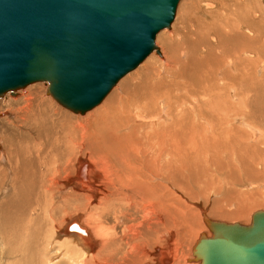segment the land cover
I'll list each match as a JSON object with an SVG mask.
<instances>
[{
    "label": "bare ground",
    "instance_id": "6f19581e",
    "mask_svg": "<svg viewBox=\"0 0 264 264\" xmlns=\"http://www.w3.org/2000/svg\"><path fill=\"white\" fill-rule=\"evenodd\" d=\"M219 1L184 2L161 37L167 51L154 52L162 59L153 53L85 118L22 98L24 132L5 134L0 153L11 256L47 258L55 234L71 264H185L188 202L222 187L212 213L231 195L246 207L263 203L249 187L264 179V13L252 0ZM72 224L87 235L70 233Z\"/></svg>",
    "mask_w": 264,
    "mask_h": 264
},
{
    "label": "water",
    "instance_id": "95a60500",
    "mask_svg": "<svg viewBox=\"0 0 264 264\" xmlns=\"http://www.w3.org/2000/svg\"><path fill=\"white\" fill-rule=\"evenodd\" d=\"M181 1L0 0V100L47 83L59 105L87 114L160 55L157 36L172 28ZM202 216L212 235L196 242L194 263L264 264V211L247 226ZM68 230L87 235L78 224Z\"/></svg>",
    "mask_w": 264,
    "mask_h": 264
},
{
    "label": "rangeland",
    "instance_id": "374dc122",
    "mask_svg": "<svg viewBox=\"0 0 264 264\" xmlns=\"http://www.w3.org/2000/svg\"><path fill=\"white\" fill-rule=\"evenodd\" d=\"M192 1H195V0H182L181 1V3L179 4V12H177V14H176V18H175V21H174V23L172 24V27H173V25L175 24V23H178L179 22V20H180V14H182L180 11H181V8H182V6H183V4H184V2H186V3H188L189 2V4H187V6L189 7V5H190V3L192 2ZM253 1V6H252V8H256V9H258V10H260L261 12H263L264 13V3H263V0H252ZM254 1L256 2V3H254ZM215 2L217 3V4H220L221 2L219 1V0H215ZM260 5V6H259ZM262 7V8H261ZM262 9V10H261ZM262 13V14H263ZM263 20H264V14H263V18H262ZM166 33L167 32H170L171 30H169V29H167V30H164ZM164 31H162L158 36H157V41H156V45H157V47L159 46L160 47V49H161V53L164 55L165 54V52L167 51V46H164V45H162L160 42H161V39H163L164 38ZM162 35V36H161ZM161 37H163V38H161ZM163 47V48H162ZM164 49H165V51H164ZM153 55H155L156 57H158V58H160L159 56H157L156 55V53H154ZM154 56V57H155ZM151 58V56L149 57V58H147V60L146 61H148L149 59ZM160 59H162V58H160ZM153 60V59H152ZM145 61V62H146ZM144 62V63H145ZM143 63V64H144ZM142 64V65H143ZM141 65V66H142ZM140 66V67H141ZM139 67V68H140ZM138 68V69H139ZM137 69V70H138ZM133 73V72H132ZM131 73V74H132ZM131 74H129V76L131 75ZM48 84L47 83H36V84H33V85H31V86H29V87H27V88H25V89H23V90H20V91H18L17 92V94L15 95V96H12L11 94H8L5 98H3V99H1L0 100V145H1V147H2V149L0 150V153L1 152H3L4 150H7V143H6V140L9 138V137H6L7 135H5V134H14V135H18L19 134V132L21 133V132H24V129H23V127H22V123H21V111L20 110H18V107H19V109L21 108V106H22V98H24L25 97V95L27 94H29V95H31V99H35L36 97H37V99H50L51 101H52V103H53V106L54 107H56L57 109H58V111L59 112H62L63 114L64 113H66V114H68V115H70L71 117H83V118H85L86 117V115H78V114H72V112H70L69 110H67V109H65L64 107H62L61 105L60 106H58L59 104L50 96V95H48L47 94V92H48ZM117 87H118V85H117ZM117 87L115 88V90L117 89ZM115 90H113L111 93H113V92H115ZM24 92V93H23ZM114 94V93H113ZM19 95V96H18ZM22 95V96H21ZM110 96H112V94L111 95H109V97ZM14 97V98H13ZM16 97V98H15ZM108 98V97H107ZM36 99V100H37ZM109 99V98H108ZM48 102H49V100H48ZM105 103L107 102L106 100L104 101ZM104 102L100 105V107H98V108H101L103 105H104ZM55 104V105H54ZM12 106V107H11ZM45 107H47L48 106V103H45V105H44ZM98 108H96V109H94V111L95 110H97ZM1 110H3V111H1ZM18 111V112H17ZM66 111V112H65ZM94 111H92V114H93V112ZM20 112V113H19ZM70 113V114H69ZM90 113H91V111H90ZM89 112H88V114H90ZM20 114V115H19ZM75 115V116H74ZM77 115V116H76ZM244 114H242V116H243ZM241 115L240 116H233V122H234V124L235 125H238L239 126V124H236L237 122H238V119L237 118H239V119H244V121H245V119H246V116H244V117H242ZM20 117V118H19ZM234 117H237V118H234ZM242 117V118H241ZM235 119H236V121H235ZM20 121V122H19ZM236 122V123H235ZM17 124H21L20 125V127H19V125H17ZM216 124H218V123H216ZM240 127V126H239ZM21 129H22V131H21ZM13 130H15V131H13ZM17 130V131H16ZM20 130V131H19ZM13 132V133H12ZM18 133V134H17ZM250 142V141H249ZM249 145H253V142L252 143H249ZM223 148H227V150H229L230 152L231 151H234V153H232V154H234V156H236V155H238L239 153L237 152L238 151V149H235L234 147H230L231 149H228V147H222V149ZM238 153V154H237ZM225 154V153H224ZM227 155V154H226ZM0 156H1V154H0ZM240 156V154L238 155V157ZM243 156V155H242ZM242 156H240L241 158H242ZM241 158H240V160H241ZM238 159V158H237ZM7 164H5L4 162H1L0 161V174H1V171H4L6 168H7V166H6ZM241 167H243L242 165H240ZM240 167V168H241ZM239 168V167H238ZM1 176V175H0ZM263 177V176H262ZM260 179V178H259ZM263 180L264 179H262L261 178V180L259 181V183H254L258 188H254L253 190H251L252 188L251 187H249L250 188V190H249V192H251V191H256L255 192V194L257 193V195H255L254 197H256L255 199H256V201H257V199L261 202H263V203H261V204H258V205H253V206H250V205H248L247 204V207H246V205L244 204V202H243V200H242V202H238L239 200H240V198H238V197H235L234 198V196L233 195H231L230 197H228V201H227V203H224V205L222 206V207H219V208H216L217 210H215V212H213L212 213V204H213V201L214 200H218L219 198L220 199H222L223 198V194H224V192H226V191H224L223 190V188L221 187L220 188V190L219 191H216V192H214L213 191V189H211V190H208V192H209V194L207 193V192H204V195L205 194H207L206 196H203V195H200L199 197H198V199H196L195 200V202L194 201H190V202H188V204H189V206L193 209V211H195V215H194V212L192 211V212H190V214L192 215H190L189 214V216L187 217V218H185V222H184V229H185V237H184V244H183V248H184V252H185V254L188 256L187 258H186V260H185V264H195V263H190L189 262V260H192V259H194L193 258V247L195 246V243L197 242V240L199 239V237H200V235H202L203 233H206L209 237L211 236V234H210V232H209V230H208V228L206 227V225H205V223H204V221H203V217H202V211H205L206 213H207V215H208V217L210 218V219H212V220H215V221H221V222H226V223H238V224H242V225H250L251 224V219H252V216H253V214L254 213H256V212H258V211H264V183H263ZM254 181H257V180H254ZM259 184V185H258ZM260 188H262V189H260ZM261 191V192H260ZM260 194V195H259ZM0 204L1 203H3L4 202V200L6 199V197L4 198V195L3 194H1L0 193ZM233 196V197H232ZM231 198V199H230ZM238 198V199H237ZM233 199H236L235 201H236V203H235V201L233 200ZM231 200V201H230ZM255 201V202H256ZM255 202H254V204H255ZM230 203H233V205L232 204H230ZM239 203H241V204H239ZM242 205V206H241ZM244 205V206H243ZM232 207V208H231ZM240 207V208H239ZM225 208V209H224ZM227 208V209H226ZM242 210L241 211V213L243 214V216H241V218H226L225 216H222L221 214H219L217 211H219V210H225V212H230V213H234V212H236L237 210ZM211 209V210H210ZM248 209V210H247ZM230 210V211H229ZM217 214V215H216ZM192 217V218H191ZM194 217V218H193ZM231 219V220H230ZM234 220V221H233ZM189 222V223H188ZM2 225H1V222H0V264H26V263H24L23 261H21L17 256L16 257H14L13 255L11 256L10 255V253H9V247L6 245L7 244V240H5L6 239V234H5V232H4V230H3V228L1 227ZM206 228V229H205ZM1 230H2V232H4V233H2L1 232ZM188 231V232H187ZM2 233V234H1ZM53 237H54V239H52L53 237L52 236H50L49 237V240L50 241H52V242H56V243H54L55 244V248L54 247H50V246H48V252H51L49 255H48V257L47 258H45V256H40V260H37V261H34V262H32V263H27V264H51L50 263V261H51V259H49L50 258V256H51V258H56L57 260L55 261L56 263L55 264H71V263H69L70 261H68V260H65V259H63L61 256V254H63L64 253V246L62 245V244H60V239L55 235V234H51ZM55 235V236H54ZM5 236V237H4ZM46 236V237H45ZM44 239H43V238ZM48 237V235H44L43 236V234H42V236H41V242L43 243V244H45V242H44V240L46 241V239L45 238H47ZM5 238V239H4ZM190 239V240H189ZM194 239V240H193ZM2 241V242H1ZM5 241V242H4ZM6 243V244H5ZM52 244V243H51ZM59 249V250H58ZM55 250H57L58 252H55ZM53 251V252H52ZM61 252V253H60ZM61 255V256H60ZM59 257V259H58V257ZM61 258V259H60ZM189 259V260H188ZM39 261V262H38ZM150 261V262H149ZM149 261H147V262H143V263H141V264H155V262H152L151 260H149ZM120 264V263H119ZM121 264H123V263H121Z\"/></svg>",
    "mask_w": 264,
    "mask_h": 264
}]
</instances>
